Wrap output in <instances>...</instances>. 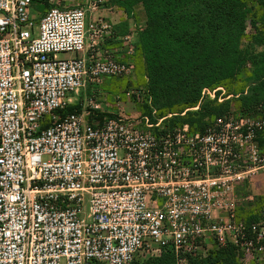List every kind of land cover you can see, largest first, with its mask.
Wrapping results in <instances>:
<instances>
[{
	"label": "built area",
	"instance_id": "2783aa9c",
	"mask_svg": "<svg viewBox=\"0 0 264 264\" xmlns=\"http://www.w3.org/2000/svg\"><path fill=\"white\" fill-rule=\"evenodd\" d=\"M34 2L46 8L38 21ZM105 3L0 0V264H133L168 248L174 264L228 248L264 264V203L249 222L240 208L254 197L238 194L264 172V117L166 129L155 109L109 117L91 97L61 114L80 91L135 71L130 36V60L104 47L115 36L95 17ZM87 42L91 56L78 57Z\"/></svg>",
	"mask_w": 264,
	"mask_h": 264
},
{
	"label": "trees",
	"instance_id": "16d2710c",
	"mask_svg": "<svg viewBox=\"0 0 264 264\" xmlns=\"http://www.w3.org/2000/svg\"><path fill=\"white\" fill-rule=\"evenodd\" d=\"M139 4L147 21L140 43L134 46V57L140 59V64L133 62L135 69L142 66L148 79L146 88L152 103V109L146 103L149 116L153 109L159 118L171 114L173 118L168 123L189 125L195 132H204L215 118L229 113L264 117V0H122L117 3L128 14ZM250 24L253 30L248 37ZM247 67H251L252 74L238 95L235 109L229 102L205 100L199 111L180 116L198 106L204 89L230 86ZM77 109L78 106H68L61 114L74 113ZM99 116L104 118L103 114ZM208 118L213 119L209 122ZM261 145L264 148V141ZM255 180L241 186L238 194L251 195ZM263 203L264 189L255 201L243 203L240 212L249 215V222L257 220V215L252 214ZM146 264H174L172 249L168 248L161 258ZM188 264L240 262L236 249L228 248L212 252L206 259L189 256Z\"/></svg>",
	"mask_w": 264,
	"mask_h": 264
},
{
	"label": "rangeland",
	"instance_id": "374dc122",
	"mask_svg": "<svg viewBox=\"0 0 264 264\" xmlns=\"http://www.w3.org/2000/svg\"><path fill=\"white\" fill-rule=\"evenodd\" d=\"M83 1V0H78ZM45 7H41L39 2H34L31 6L30 12L34 14L36 12L37 16L41 15V12L45 11ZM253 28L252 25H249V35L251 36ZM261 51V50H260ZM61 58H69L70 55H61ZM252 74L251 67H247L238 77L236 82H233L230 86L221 87V90L217 99H222V102H218L219 104H224L229 102L232 104V109H235L238 106V95L244 90L246 87V81L249 76ZM148 83V79L145 76L144 70L142 66H139L135 69V71L127 76V77H108L106 78L101 85H95L92 88H87L79 92L76 96H73L72 104L70 106H75L78 102L84 103L87 97H91L97 101V103L101 106L102 110H104L109 116L113 117H123V118H132L138 119L143 116H149L146 110V102H147V88L146 85ZM138 94V95H137ZM209 101H215L206 99ZM205 101V100H204ZM203 104V103H202ZM201 109V105L197 110H189L187 112H197ZM231 109V110H232ZM227 113V112H225ZM224 113V114H225ZM184 115H180L184 117ZM173 115L168 114L166 117H157L156 120L163 119L162 126L168 129H173L177 126H181L178 122L174 125L168 123L169 120H172ZM213 118H208L207 121L211 122ZM156 120L153 121L156 122ZM172 126V128L170 127ZM264 189V172H262L257 179L255 180L254 185L251 189V195L254 197V201L257 196H260L263 193ZM257 207L254 206V209ZM259 210V209H258ZM161 257L156 256H148L145 252H141L135 261V264H146L159 259Z\"/></svg>",
	"mask_w": 264,
	"mask_h": 264
},
{
	"label": "crops",
	"instance_id": "0c3cea01",
	"mask_svg": "<svg viewBox=\"0 0 264 264\" xmlns=\"http://www.w3.org/2000/svg\"><path fill=\"white\" fill-rule=\"evenodd\" d=\"M76 1L78 2V0ZM120 1L122 0H106L104 7L96 14L95 17L104 18L113 24L115 36L109 39L104 44V47L115 52L121 61H127L130 60V58L126 56L127 45L122 42V39L125 36H130L133 46L138 45L140 43V35L146 28L147 20L144 8L141 4L135 6L133 11L128 14L125 9L117 5V3ZM83 2L84 0L79 1V3ZM41 7L43 8L44 6ZM43 13L44 11L41 12V15ZM33 15L38 21L39 17L36 15V12ZM88 44L89 43L87 42L86 52L84 54L78 55V57L82 55H86L87 57L91 56L92 51L90 50ZM132 60L136 62V64H140V59H137V57H133Z\"/></svg>",
	"mask_w": 264,
	"mask_h": 264
}]
</instances>
